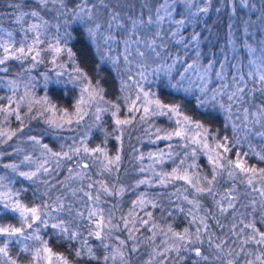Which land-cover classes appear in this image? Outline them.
Returning <instances> with one entry per match:
<instances>
[{
	"label": "snow or ice",
	"instance_id": "1",
	"mask_svg": "<svg viewBox=\"0 0 264 264\" xmlns=\"http://www.w3.org/2000/svg\"><path fill=\"white\" fill-rule=\"evenodd\" d=\"M0 264H264V0H0Z\"/></svg>",
	"mask_w": 264,
	"mask_h": 264
},
{
	"label": "trees",
	"instance_id": "2",
	"mask_svg": "<svg viewBox=\"0 0 264 264\" xmlns=\"http://www.w3.org/2000/svg\"><path fill=\"white\" fill-rule=\"evenodd\" d=\"M214 2H216V0H214ZM257 2L259 3V0H257ZM213 19H215V14H213ZM226 22H227V16H223L222 17V20L218 22L219 25H220V28H221V31L222 32L224 31V27L223 26H224V24H226ZM214 31H215V29H214ZM221 47H223V44H221ZM213 51L219 52V49L218 48H213ZM67 100H68V97H64V99L58 100L57 102L60 103L62 106H66ZM137 135H143V134L140 133L139 131L133 132L132 133V140H131V142L137 148H139L141 151H144L145 152V145L147 146V142L145 140V143H143V144L138 143L137 140H136V136ZM55 143H56V147H57V150H58L59 141H57ZM96 143H99V140H96ZM159 146H161V145H159ZM109 148H111V143L109 144ZM125 149L126 150L128 149L127 137H126V140H125ZM125 166H129L127 160H125ZM28 195L31 196V193H29Z\"/></svg>",
	"mask_w": 264,
	"mask_h": 264
},
{
	"label": "rangeland",
	"instance_id": "3",
	"mask_svg": "<svg viewBox=\"0 0 264 264\" xmlns=\"http://www.w3.org/2000/svg\"><path fill=\"white\" fill-rule=\"evenodd\" d=\"M37 131H40V129L38 128ZM161 146L163 145L161 144ZM157 147L158 145H152V144L147 143V146L145 145V152L154 151Z\"/></svg>",
	"mask_w": 264,
	"mask_h": 264
}]
</instances>
